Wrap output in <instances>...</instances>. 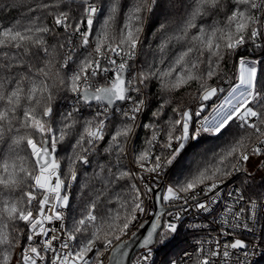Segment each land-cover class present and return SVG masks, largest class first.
Wrapping results in <instances>:
<instances>
[{
	"label": "snow or ice",
	"instance_id": "snow-or-ice-1",
	"mask_svg": "<svg viewBox=\"0 0 264 264\" xmlns=\"http://www.w3.org/2000/svg\"><path fill=\"white\" fill-rule=\"evenodd\" d=\"M75 2L0 0V12L22 13L0 22V264H106L109 252L108 264H123L126 253L115 258L121 237L143 228L139 216L159 200L178 211L153 214L130 261L156 264L183 214H211L222 185L238 175L254 180L251 161L264 172V60L239 54L264 53V0H168L178 21L159 24L157 55L144 64V29L160 0H79L73 12ZM232 58L234 78L222 67ZM193 84L195 106H174L178 118L162 119L172 94ZM63 96L72 100L66 111ZM140 130L150 134L137 147ZM226 133L232 139L210 162L163 193L146 182L145 173L159 178L190 140ZM69 138L71 151L61 157ZM74 185L88 197L79 217L67 211ZM229 196L218 235L198 238L165 264H249L257 245L234 230H253L247 221L258 209L264 215V195L246 198L238 189Z\"/></svg>",
	"mask_w": 264,
	"mask_h": 264
},
{
	"label": "trees",
	"instance_id": "trees-1",
	"mask_svg": "<svg viewBox=\"0 0 264 264\" xmlns=\"http://www.w3.org/2000/svg\"><path fill=\"white\" fill-rule=\"evenodd\" d=\"M98 3L106 4L107 0H97ZM122 5L130 3V0H121ZM161 8L157 11L156 15L152 17V19L146 24L144 29V46L143 49L139 53V62L144 64L146 62H151L156 53V45L159 42L158 36L156 35L157 28L159 24L164 23L166 21L176 22L179 18V13L177 10H170L167 6L168 0H160ZM71 8L73 12L79 11V0H76L75 3L71 4ZM64 10H68L66 7ZM21 12L11 10L0 12V22L4 24H8L14 19L20 18ZM102 19V18H101ZM48 22L51 23V17L48 18ZM98 27V25H97ZM240 55L245 56L247 59H255V60H264V53L261 50L252 51L251 48L247 50L241 49ZM230 77L235 76L236 71L238 70V63L235 58L228 59L226 65L222 66ZM258 67L264 68V65H259ZM225 86V85H222ZM226 87V86H225ZM195 84L191 87H184L178 89L171 96L173 100V104L169 106L166 110V116L162 119H168L171 117L172 119L178 118L175 113L171 111V108L174 106H179L181 110L184 107L195 106L194 95H195ZM72 100L70 96H63L58 100L59 110L66 111L68 107L71 105ZM212 101L208 102L209 107L204 111L202 115H208L212 108ZM215 103H219V101H215ZM87 115V113H85ZM150 113L146 114L143 117L144 122H148L150 120ZM199 118L196 119V121ZM150 133L147 130H140L138 134V139L136 141L137 147L143 146V141ZM232 139V136L226 133L224 136H221L219 139L214 136H201L199 139H196L193 143H187L185 149L182 151L181 155L178 157L177 162L174 163L173 166L168 168V178L171 183L180 180L186 175L190 170L195 168L197 163L203 164L206 161H211L213 157V153L220 151L222 147L226 145L228 141ZM74 143V140L69 138L66 142L60 145L59 147V156L65 157L71 151V145ZM124 164L127 166L128 161H124ZM62 168H66V161H62ZM87 171H91V169H87ZM254 180H248V183H245L247 179L244 175H238L235 180L239 181L244 187L245 191L249 195H261L264 193V172L262 174H253ZM88 200L87 196L81 197L77 187L74 185L71 189V197H70V208L67 210L70 217H79L81 213L85 212V203Z\"/></svg>",
	"mask_w": 264,
	"mask_h": 264
},
{
	"label": "built area",
	"instance_id": "built-area-1",
	"mask_svg": "<svg viewBox=\"0 0 264 264\" xmlns=\"http://www.w3.org/2000/svg\"><path fill=\"white\" fill-rule=\"evenodd\" d=\"M198 124H199V120L196 122L197 126ZM194 141L195 140H190L188 143L190 142L193 143ZM144 175L146 182L152 185L153 188L162 187L161 193L165 191L167 186H170L172 184L168 178V168H165L164 172L161 173V176L159 178L155 174L149 175L145 173ZM238 189H242L244 191L246 198L251 197L253 199H256L257 197L264 195V193H262L261 195H253V196L249 195L239 181L235 180V178L231 179L230 182H227L218 189L220 193L219 196L220 203L218 205L213 206L214 211L211 214L204 212H197L195 208H192L191 210L183 214L182 219L180 221L178 234L176 235L175 240L168 248L158 252L155 255L154 259L156 261V264H165V262L168 259L175 258L183 250L185 249L191 250L190 246L193 245L198 238L218 235L216 230L221 227V224L219 223L221 216V209L225 205H231L233 203L234 197H230L229 193L235 194ZM149 203L151 207L148 210V214L140 215L137 223L143 224L146 220L150 219L153 216L155 212L154 200L149 201ZM163 206L166 208L164 212L178 211V208L175 207L169 208L166 206V204H163ZM238 207L239 205H237V208ZM257 211H258L257 220L253 221L249 219L247 221V223L249 224V228L253 230L249 231V230H244L243 228L234 230L240 238L248 242H254L257 245V247L255 248V253L249 257V264H264V215L259 214V209ZM189 225H207L208 227L193 229V228H189L188 227ZM223 227L227 228V225H224ZM136 230L138 229H133V231ZM130 235L131 233L122 236L121 240L128 238ZM114 243H116V241H114ZM141 251L142 249L137 250L133 259L136 256H138L141 253ZM110 254H111L110 252L105 253L106 264H108L107 256ZM237 255H239V253H237Z\"/></svg>",
	"mask_w": 264,
	"mask_h": 264
},
{
	"label": "water",
	"instance_id": "water-1",
	"mask_svg": "<svg viewBox=\"0 0 264 264\" xmlns=\"http://www.w3.org/2000/svg\"><path fill=\"white\" fill-rule=\"evenodd\" d=\"M156 189V195H159L161 193L162 187L154 188ZM155 204V212L154 213H162L166 210V208L163 206V204L160 203L159 200H154ZM153 219V216L146 220L143 223V228H139L135 231V235H130L128 238L121 240L120 242V248L117 250L115 254V258L119 259L120 253H126L125 256H123V264H130V261L133 259L135 253L137 250L141 249L140 244L142 243L143 236L146 235L147 230L150 229V223ZM111 255V254H110Z\"/></svg>",
	"mask_w": 264,
	"mask_h": 264
},
{
	"label": "rangeland",
	"instance_id": "rangeland-1",
	"mask_svg": "<svg viewBox=\"0 0 264 264\" xmlns=\"http://www.w3.org/2000/svg\"><path fill=\"white\" fill-rule=\"evenodd\" d=\"M198 121V120H197ZM196 121V122H197ZM191 143V142H190ZM255 163H256V161L255 160H253V161H251L250 162V164H249V171L250 172H252L253 174H255V175H259V174H262L263 172H261V173H258L257 171H256V169H255Z\"/></svg>",
	"mask_w": 264,
	"mask_h": 264
}]
</instances>
